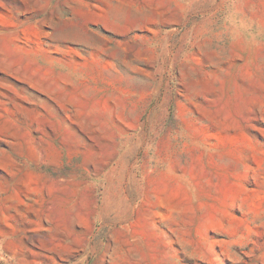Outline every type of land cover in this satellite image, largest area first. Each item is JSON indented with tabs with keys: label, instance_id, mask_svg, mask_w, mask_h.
<instances>
[{
	"label": "rangeland",
	"instance_id": "1",
	"mask_svg": "<svg viewBox=\"0 0 264 264\" xmlns=\"http://www.w3.org/2000/svg\"><path fill=\"white\" fill-rule=\"evenodd\" d=\"M0 264H264V0H0Z\"/></svg>",
	"mask_w": 264,
	"mask_h": 264
}]
</instances>
